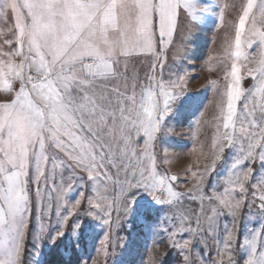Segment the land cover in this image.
I'll use <instances>...</instances> for the list:
<instances>
[{"label":"snow or ice","instance_id":"snow-or-ice-1","mask_svg":"<svg viewBox=\"0 0 264 264\" xmlns=\"http://www.w3.org/2000/svg\"><path fill=\"white\" fill-rule=\"evenodd\" d=\"M255 6V0H247L235 30V50L229 53L232 63L219 100L216 160L225 147L236 144L234 133L239 122L240 132L248 140L246 149L241 146V152L246 153L241 159L254 160V150L259 147V160L264 164V30L256 29L253 19V28L245 33ZM193 8V0H6L0 6V16L6 17L9 10L14 13L15 27L12 38L4 40L9 50H0V89L14 92V99L0 103V264H23L24 241L32 217L30 179L59 190L55 177L59 175L64 183L65 171L73 179L81 169L89 181L99 182L96 198L105 202L106 215L111 214L107 211L111 208L108 181L119 185L125 215L131 209L126 194L139 188L149 191L157 203L173 205L188 197L199 200L202 206L205 201L215 205L203 223L198 214L196 228L186 229L191 239L171 243L181 253L191 252L193 239L203 238L204 243L208 238L216 240L218 220L224 213L232 218L235 230L246 202L252 208L255 205L256 216L264 217V175L251 185L252 197L248 199L245 185L253 178L250 167L229 175L207 194L208 168L187 192L175 190L177 176L158 171L154 151L157 134L170 131L165 118L172 102L184 91L180 83L184 76L164 78L166 50L181 30L190 32L200 21ZM260 14L264 16V0H260ZM223 16L221 11V22ZM257 41L258 66L246 69L256 84L245 91L241 60L255 59L245 49ZM141 56L150 58L143 83L137 74L129 75V59ZM245 123L259 131H247ZM141 136L142 148L136 146ZM240 162L238 159L232 167ZM218 187L223 190L217 191ZM36 191L39 194V186ZM58 199L63 196L58 195ZM80 204L77 199L59 221L53 241L64 235L69 216L78 213ZM78 227V223L74 225ZM260 229H264V221L260 228L253 229L251 238L244 240L243 246L248 249L245 264H264ZM233 230L222 242L223 250L229 253L227 261L212 260L209 264H236L231 255L235 250ZM40 235H45L43 227ZM217 254H221L219 248ZM182 258L189 264L188 255Z\"/></svg>","mask_w":264,"mask_h":264},{"label":"rangeland","instance_id":"rangeland-1","mask_svg":"<svg viewBox=\"0 0 264 264\" xmlns=\"http://www.w3.org/2000/svg\"><path fill=\"white\" fill-rule=\"evenodd\" d=\"M193 4L192 11L201 16L200 21L196 22L190 32L181 30L175 36L174 44L166 50L164 78L176 80L175 74L184 76V81H180L184 84V91L172 102L171 111L165 118V127L170 131L157 134L154 151L158 171L177 176V181L173 182L175 190L187 192L196 185L197 178L205 168H208L204 188L207 194L219 182L223 184L229 175L250 167L253 178L245 186L248 188V199H251V185L264 175V164L259 160V147L254 150V160L241 159L246 154L241 152V146L246 149L248 140L240 132L239 122L234 133L236 144L225 147L219 160L214 156V144L218 142L216 129L220 121V93L227 82L226 73L230 71L232 63L229 53L235 50V30L247 0H193ZM225 4L227 7L222 8ZM255 5L246 21V34L253 28V19L256 29L264 30L260 0H255ZM221 11L224 13L222 22ZM245 52L255 57L253 60H241L244 65L242 86L246 91L256 84L254 77L247 75L246 69L258 66L259 41L251 48H246ZM149 60V57L144 56L130 58L129 75L137 74L143 83ZM18 88L17 82L15 89ZM8 102L7 99L3 103ZM243 103V99L238 103V115ZM244 127L249 132L259 131L247 123ZM223 143L227 144L226 141ZM261 143H264V138H261ZM136 146H144L143 136L137 137ZM238 159L241 162L233 168L232 165ZM120 175L122 179L123 173ZM69 176L70 173L65 171L62 184L61 177H55L59 190L45 186L42 182L38 185L34 179H30L32 217L24 241L23 264H184L182 255L189 256V264H209L212 260L221 259L227 261L229 253L223 250L222 242L227 238L228 231L233 230L232 218L227 213L219 217L216 240L208 238L204 243L203 238L201 241L193 239L190 253H181L178 248L170 246L173 241L182 244L183 240L192 238L186 229L196 228L195 219L198 214L202 223L207 216L212 215L209 209L215 205H210L208 201L202 206L199 200L184 197L180 203L173 205L157 203L149 191L143 188L132 189L126 194L131 201V209L125 215L124 197L121 196L119 185L113 186L112 181H108L107 201L111 203V208L107 211L111 214L106 215L105 202L96 198L99 182L89 181L81 169L76 170L75 178L69 179ZM38 186L39 194L36 191ZM216 190L222 191L223 188L218 187ZM58 195H62L63 199H58ZM77 199L81 200L78 213L69 216L64 235L53 241L52 237L60 227L59 221L68 215L69 208ZM97 203L101 204L100 208L96 207ZM255 203H259V193ZM254 208L255 205L252 208L246 202L237 227L233 230L235 250L231 255L236 264H245L248 249L243 246L244 240L251 238L253 229L260 228L264 221V217L256 216ZM105 220L109 222L106 224ZM77 223L79 227L74 228ZM41 227L44 236L40 235ZM260 231L264 236V229ZM2 240L3 234L0 233ZM218 248L221 250L220 255L217 254Z\"/></svg>","mask_w":264,"mask_h":264},{"label":"crops","instance_id":"crops-1","mask_svg":"<svg viewBox=\"0 0 264 264\" xmlns=\"http://www.w3.org/2000/svg\"><path fill=\"white\" fill-rule=\"evenodd\" d=\"M6 2V0H0V6ZM15 31L14 27V13H12L10 10L7 14V16H0V50L8 51L10 46L4 45L5 39L12 38V32ZM11 47H15V45H12ZM19 59V57L15 58ZM9 100V102L14 99V92L9 93L5 92L2 89H0V103H3L5 100Z\"/></svg>","mask_w":264,"mask_h":264}]
</instances>
